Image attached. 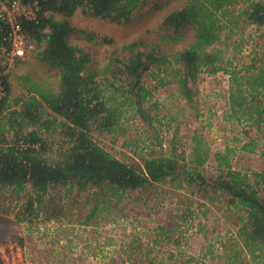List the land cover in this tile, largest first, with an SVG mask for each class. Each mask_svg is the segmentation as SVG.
Here are the masks:
<instances>
[{
  "label": "trees",
  "instance_id": "trees-1",
  "mask_svg": "<svg viewBox=\"0 0 264 264\" xmlns=\"http://www.w3.org/2000/svg\"><path fill=\"white\" fill-rule=\"evenodd\" d=\"M162 2L48 0L38 22L24 23L35 45L33 58L46 71H55L58 79L48 81L31 70L11 80V66L0 67V190L12 188L19 196L30 184L28 208L41 206L47 194L63 188L77 198L88 192L89 204L91 191L95 201L86 216L88 223L103 211L99 207L102 203H107L104 208L111 207L114 197L137 194L134 198L141 200L156 183L187 184L203 198H225L229 206L243 212L236 220L242 249L264 264V169L250 174L233 167L231 153L235 155V148L215 152V167L209 166L210 148L198 132L192 136L190 159L185 150L177 152L172 141L170 153L143 155L135 150L139 160L131 161L113 154L92 134L93 130L119 133L129 111L150 125L161 121L158 113L151 114L158 102L146 106L154 90L145 78L154 69L151 76L160 86L177 83L190 104L196 102L193 84L202 73H229V117L249 121L264 133V51L242 68L233 66L236 55L227 58L229 49L242 51L244 39H233L240 23L253 24L257 31L264 29V0H182L175 6L166 5L168 8L161 6ZM151 6L165 7L157 18L161 34L155 36L149 29L138 33L113 50L102 68L91 63L88 50L70 41L73 33L98 44L113 41L106 36L96 39L94 32L76 27L70 18L78 8L121 25L146 16ZM20 62L16 60L14 66ZM14 83L25 92L13 97ZM56 141L61 144L58 150L54 148ZM258 146L259 139L251 138L241 149L255 152ZM50 153L58 158L50 159ZM53 215L58 216L56 210ZM18 240L23 243V239ZM237 254L229 255L228 263L242 264L236 262Z\"/></svg>",
  "mask_w": 264,
  "mask_h": 264
},
{
  "label": "rangeland",
  "instance_id": "rangeland-1",
  "mask_svg": "<svg viewBox=\"0 0 264 264\" xmlns=\"http://www.w3.org/2000/svg\"><path fill=\"white\" fill-rule=\"evenodd\" d=\"M180 1L163 0L161 6L168 8L166 5L175 6ZM242 4L243 1L239 6ZM165 7L151 6L146 16L121 25L90 16L78 8L70 18L76 27L94 32L96 39L106 36L113 41L98 44L79 33L71 34L70 41L88 50L92 55L91 63L102 68L113 50L138 33L149 29L155 36L161 34L157 18L164 13ZM239 26L234 29L237 33L233 39L237 42L244 39L242 51L235 53L229 49L227 58L236 55L233 66L242 68L253 56L262 55L264 29L257 31L253 24L240 23ZM228 31L229 27L224 34ZM33 54L34 51H30L17 66L11 64V80L35 70L44 79L57 81L55 71H46ZM3 61L1 59L0 64ZM4 62L8 64L7 60ZM148 72L150 75L145 80L154 90V96L146 106L158 102L151 114L158 113L162 123L155 120L150 125L134 111H129L122 119L119 133L93 130L100 144L116 156L131 161L139 160L135 150L143 155L170 153L172 141H175L177 152L185 150L190 159L192 136L198 132L210 148L209 166L215 167V152L235 148V155L231 153L233 167L250 174L264 169V133H259L249 121L238 122L229 117V73H202L193 84L197 90L196 102L190 104L180 94L177 83L171 81L160 86L158 79L151 76L156 70ZM14 86L13 97L25 92L16 83ZM251 138L259 139L256 151L242 150L241 145ZM60 146L56 141L55 150ZM49 157L58 158L55 153H50ZM89 193L91 201L87 204L88 192L77 198L73 192L66 193L64 188L59 192L53 190L45 196L41 206L35 204L28 208L26 203L32 194L30 184L19 196L12 188L0 190V239L4 238V242L0 241V264H185L187 260L190 264H232L228 263V257L236 251V262L262 264L259 258H253L242 249L238 236L240 224L236 225V220L243 212L229 206L225 198L209 201L194 186L178 187L169 181L156 183L141 200L134 198L137 194H126L114 197L109 208L105 209L107 203H102L99 207H103V211L86 223L95 201L91 191ZM55 210L58 216L53 215ZM18 238L23 239L22 244Z\"/></svg>",
  "mask_w": 264,
  "mask_h": 264
},
{
  "label": "built area",
  "instance_id": "built-area-1",
  "mask_svg": "<svg viewBox=\"0 0 264 264\" xmlns=\"http://www.w3.org/2000/svg\"><path fill=\"white\" fill-rule=\"evenodd\" d=\"M48 0H0V58L11 66L25 60L35 47L27 35L24 23L38 22L44 3ZM0 59V60H1Z\"/></svg>",
  "mask_w": 264,
  "mask_h": 264
}]
</instances>
